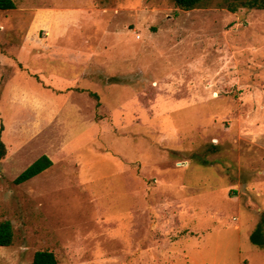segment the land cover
Returning a JSON list of instances; mask_svg holds the SVG:
<instances>
[{"label":"rangeland","instance_id":"1","mask_svg":"<svg viewBox=\"0 0 264 264\" xmlns=\"http://www.w3.org/2000/svg\"><path fill=\"white\" fill-rule=\"evenodd\" d=\"M15 2L0 10V264H264V10Z\"/></svg>","mask_w":264,"mask_h":264},{"label":"trees","instance_id":"2","mask_svg":"<svg viewBox=\"0 0 264 264\" xmlns=\"http://www.w3.org/2000/svg\"><path fill=\"white\" fill-rule=\"evenodd\" d=\"M206 0H174L177 7L183 10H193L202 7ZM227 8L236 12L241 7L264 10V0H225ZM17 7L15 0H0V10H10ZM92 95L98 98L97 93ZM8 155V147L0 132V165ZM50 156L44 154L29 165L16 179L15 183H24L41 174L53 165ZM251 241L264 248V216L251 233ZM14 230L9 220L0 222V245L9 246L13 243ZM33 264H60L55 252L51 250H39L34 255Z\"/></svg>","mask_w":264,"mask_h":264},{"label":"crops","instance_id":"3","mask_svg":"<svg viewBox=\"0 0 264 264\" xmlns=\"http://www.w3.org/2000/svg\"><path fill=\"white\" fill-rule=\"evenodd\" d=\"M50 10H53V8H51ZM48 18H49V19H53L54 17H51V15L49 14V15H48Z\"/></svg>","mask_w":264,"mask_h":264}]
</instances>
